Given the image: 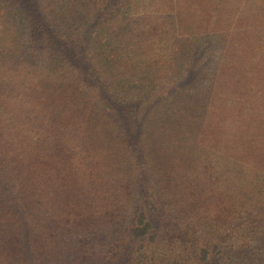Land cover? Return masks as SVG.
Returning a JSON list of instances; mask_svg holds the SVG:
<instances>
[{
    "label": "trees",
    "instance_id": "obj_1",
    "mask_svg": "<svg viewBox=\"0 0 264 264\" xmlns=\"http://www.w3.org/2000/svg\"><path fill=\"white\" fill-rule=\"evenodd\" d=\"M231 1L194 32L168 0H0V264H264V168L219 145L264 146V0Z\"/></svg>",
    "mask_w": 264,
    "mask_h": 264
},
{
    "label": "rangeland",
    "instance_id": "obj_2",
    "mask_svg": "<svg viewBox=\"0 0 264 264\" xmlns=\"http://www.w3.org/2000/svg\"><path fill=\"white\" fill-rule=\"evenodd\" d=\"M168 1H171L174 4V8L177 10V13L182 15L183 19L181 23L186 30L194 32L207 30L208 26L212 24L214 15L218 17V19L214 21V27L220 26L219 28H221L230 26L231 21H229V19L232 17L231 12L234 3L232 1L230 2L231 4L229 3L226 5L221 4L220 0ZM229 12L230 14L228 15L227 13ZM214 121H217V123L220 122V120L217 119V115H213L210 119L211 128L216 131ZM224 122L225 124L223 125V128L228 130L224 131V137L222 140L223 144L220 142V147L231 154H235L237 157L240 156L242 159L256 163L260 169L264 168V146H251L237 134L230 122ZM211 143H213V141H211Z\"/></svg>",
    "mask_w": 264,
    "mask_h": 264
}]
</instances>
